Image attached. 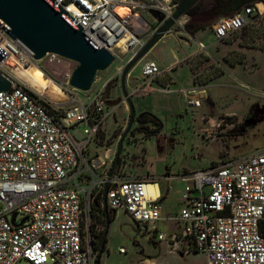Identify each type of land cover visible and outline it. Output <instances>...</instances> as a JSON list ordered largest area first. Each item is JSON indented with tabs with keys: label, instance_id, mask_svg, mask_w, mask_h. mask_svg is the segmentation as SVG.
Wrapping results in <instances>:
<instances>
[{
	"label": "built area",
	"instance_id": "built-area-1",
	"mask_svg": "<svg viewBox=\"0 0 264 264\" xmlns=\"http://www.w3.org/2000/svg\"><path fill=\"white\" fill-rule=\"evenodd\" d=\"M50 1L65 11L64 18L71 25L80 26L92 43L114 56L111 65L117 63L111 73L117 78L177 6L172 0ZM118 8L124 9L123 15ZM151 11L158 12L162 21ZM263 12L261 0L217 18L211 29L215 40L241 31L251 17ZM187 21L183 15L173 27L184 29ZM196 42L204 51L205 44ZM44 59L66 60L53 53ZM10 61L41 68L31 50L0 26V74L11 82L10 90L0 91V264L19 260L96 264L101 250L94 235L104 229L96 216L104 209L103 188L115 151L107 147L98 154L90 144L101 145L99 136L114 115L115 104L106 95L109 78L95 76L90 90L80 91L86 97L74 96L70 91L78 90L69 86L67 71L65 86L59 85L68 100L55 102L17 80L9 72ZM160 72L154 60H145L131 92L153 91L152 83ZM183 97L194 107L205 98L196 86L184 90ZM76 125L84 127V137L71 133ZM177 178L184 183L179 191L183 205L174 219L188 251L201 253L206 264H264V148L220 158ZM147 183L145 178L115 172L108 182L106 205L108 211L123 210L136 223V233L149 232L152 226V237L163 241L166 234L155 227L161 207L147 191ZM167 189H171L169 183ZM170 238L175 240L176 235ZM118 252L126 251L121 247Z\"/></svg>",
	"mask_w": 264,
	"mask_h": 264
},
{
	"label": "rangeland",
	"instance_id": "rangeland-1",
	"mask_svg": "<svg viewBox=\"0 0 264 264\" xmlns=\"http://www.w3.org/2000/svg\"><path fill=\"white\" fill-rule=\"evenodd\" d=\"M172 1L178 4L180 0ZM217 12L220 17L229 15ZM196 41L205 44L204 51L199 50ZM147 59L154 60L161 70L152 83L155 90L147 94L132 93ZM66 60L50 62L42 58L38 64L46 77L65 86L66 72L71 74L76 66V62ZM174 60L177 63L170 73L173 81L168 84L170 74L162 70ZM116 63L96 74L103 79L109 78L108 96L117 102L113 103L114 115L106 121L99 136L101 145L90 144V149L98 154L107 147L116 150L129 117L120 101L119 78L112 77L111 73ZM191 85L200 87L205 97L199 107L188 106L183 97V91ZM126 89L136 116L123 141L115 172L139 174L165 186L162 180L167 173L180 175L205 169L220 158L239 157L264 148V12L259 17H251L241 31L221 41L215 40L210 28L200 30L194 37L185 27L171 28L131 69ZM70 93L86 97L80 91L71 90ZM144 111L161 121L162 128L157 134L146 135L141 129L144 125L149 131L154 128L150 122L141 125L136 120ZM83 129L82 125H76L71 133L82 138ZM169 184L171 189L161 205V214L172 218L179 211V191L184 183L180 185L174 179ZM146 189L156 196L155 184H146ZM155 227L165 232L166 240L153 238L152 226L149 232L136 233L128 215L117 210L107 225V242L100 264H206L201 253H187V242L182 240L178 246L170 239L173 222L158 221ZM119 247L126 252L119 253ZM16 264L28 263L19 260Z\"/></svg>",
	"mask_w": 264,
	"mask_h": 264
},
{
	"label": "water",
	"instance_id": "water-1",
	"mask_svg": "<svg viewBox=\"0 0 264 264\" xmlns=\"http://www.w3.org/2000/svg\"><path fill=\"white\" fill-rule=\"evenodd\" d=\"M198 0H180L172 15L160 24L156 32L125 64L119 78L120 101L128 106V122L120 135L115 150L113 162L110 166L108 179L103 188V208L108 212L105 195L108 190V182L114 175L119 163L123 148V141L129 133L135 121V110L131 97L126 89V78L130 70L147 54V52L174 26L177 20L186 15L187 11ZM231 5L226 14L234 13L242 6L259 2L261 0H230ZM158 22L162 16L151 11ZM65 11L55 7L50 0H0V26L13 40H17L27 46L33 53L35 60H41L47 54L53 53L65 59L76 62L68 80L70 87L79 91L90 90L97 72L106 70L114 60V56L105 48L92 43L83 33L80 26L71 25L65 18ZM192 36V35H191ZM11 82L0 74V91L10 90ZM109 85L106 90L108 95ZM109 103H117L109 101ZM129 217V216H128ZM130 218V217H129ZM131 219V218H130ZM137 232L136 223L131 219ZM108 219L104 230V239L107 234ZM103 239V240H104Z\"/></svg>",
	"mask_w": 264,
	"mask_h": 264
},
{
	"label": "trees",
	"instance_id": "trees-1",
	"mask_svg": "<svg viewBox=\"0 0 264 264\" xmlns=\"http://www.w3.org/2000/svg\"><path fill=\"white\" fill-rule=\"evenodd\" d=\"M219 0H198L186 13L188 16V21L185 24V29L189 34L194 36L197 32L200 30L205 29H212V25L214 21L220 17V14L218 12H215L214 10L211 12L208 11L211 8L214 9L215 5L218 3ZM264 1V0H263ZM136 120L141 124L144 125L148 122L152 123L154 125V128L149 131L147 127L144 125L141 129L146 132L145 134H157L161 128L162 123L161 121L153 114L144 111L137 115ZM95 206L99 207V202H96ZM99 210H101L99 208ZM114 212L108 211L107 213L103 209L97 216L96 220L104 226V223L106 222V219H108V222L112 220L114 217ZM264 233V229H263ZM104 229L102 232L95 234L94 237L97 238L98 242H96V245L100 248L101 251L104 250V244L106 243V239H104ZM104 239V240H103Z\"/></svg>",
	"mask_w": 264,
	"mask_h": 264
},
{
	"label": "bare ground",
	"instance_id": "bare-ground-1",
	"mask_svg": "<svg viewBox=\"0 0 264 264\" xmlns=\"http://www.w3.org/2000/svg\"><path fill=\"white\" fill-rule=\"evenodd\" d=\"M117 12L123 15L125 11L122 8H118ZM8 69L17 80L33 88L50 100L55 102H66L68 100V95L61 86L46 77L43 70L37 64H29L27 67H22L10 61Z\"/></svg>",
	"mask_w": 264,
	"mask_h": 264
},
{
	"label": "crops",
	"instance_id": "crops-1",
	"mask_svg": "<svg viewBox=\"0 0 264 264\" xmlns=\"http://www.w3.org/2000/svg\"><path fill=\"white\" fill-rule=\"evenodd\" d=\"M211 32H212V30H211ZM192 37H194V36H192ZM163 38V37H162ZM177 62H176V60H174V61H172V62H169L164 68H163V70L162 71H164V72H166V71H168V73L170 74L174 69H172L171 67L173 66V65H175ZM173 81V79H172V76H171V74H170V79H169V81H168V84L170 83V82H172ZM154 82V81H153ZM192 87H194V85H191V88ZM154 88V87H153ZM190 88V87H189ZM188 88V89H189ZM167 89V91H169L168 89L169 88H166ZM154 90H155V88H154ZM211 166V165H210ZM187 173V172H186ZM182 174H184V173H182ZM127 175H130V176H138V177H141V178H144L143 176H141V175H139V174H127ZM181 175V174H180ZM179 175H171V174H166L165 175V179H163L162 180V182L163 181H165L166 182V185L165 186H160V184L157 182V181H155V180H151V179H148V178H145L147 181H148V183H151V184H155L156 185V189H157V194H156V196H155V198H157V201H158V203L160 204V207H161V205H162V203L167 199V197L169 196V191H170V189H167V185H168V183H169V181H174V179L176 178L177 179V181H178V183L181 185V184H183L182 182H181V180L180 179H178L177 177H178ZM147 183V184H148ZM179 204H180V207H179V209L181 208V206L183 205L182 204V201L180 200V198H179ZM112 212V211H111ZM116 212V211H115ZM115 212H114V214H115ZM179 212V211H178ZM177 215H178V213L175 215V216H172V218H171V216H162V214H161V210H160V220L159 221H171V222H173V228H172V232H171V234H170V237L173 235V234H175L176 236L178 235L179 236V238H176L175 239V245H178L179 246V242L180 241H185V242H187V240H185V239H183L182 237H181V235H180V230H181V226H180V224L174 219L175 217H177ZM158 222V221H157ZM163 232V231H162ZM165 233V232H164ZM104 236V235H103ZM105 239H106V242H107V234H106V236H105ZM171 239V238H170ZM106 244V243H105ZM105 244H104V246H105ZM187 247H188V242H187ZM105 248V247H104ZM119 248H121V247H119ZM185 249V248H184ZM187 251V253H190L191 251H188V249L186 250ZM193 252V251H192ZM101 253H102V251H101ZM101 253H100V256H99V258H98V260H97V263L96 264H100V258H101ZM196 253V252H195ZM198 253V252H197Z\"/></svg>",
	"mask_w": 264,
	"mask_h": 264
},
{
	"label": "flooded vegetation",
	"instance_id": "flooded-vegetation-1",
	"mask_svg": "<svg viewBox=\"0 0 264 264\" xmlns=\"http://www.w3.org/2000/svg\"><path fill=\"white\" fill-rule=\"evenodd\" d=\"M231 5L230 0H219L218 3L215 5V8L213 9L215 12L222 11L225 12L229 9Z\"/></svg>",
	"mask_w": 264,
	"mask_h": 264
}]
</instances>
